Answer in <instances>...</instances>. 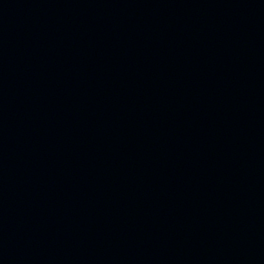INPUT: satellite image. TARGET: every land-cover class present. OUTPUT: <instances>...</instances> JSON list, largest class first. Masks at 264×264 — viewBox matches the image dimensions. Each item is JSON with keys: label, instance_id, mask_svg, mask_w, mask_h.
Instances as JSON below:
<instances>
[{"label": "water", "instance_id": "95a60500", "mask_svg": "<svg viewBox=\"0 0 264 264\" xmlns=\"http://www.w3.org/2000/svg\"><path fill=\"white\" fill-rule=\"evenodd\" d=\"M0 264H264V0H0Z\"/></svg>", "mask_w": 264, "mask_h": 264}]
</instances>
